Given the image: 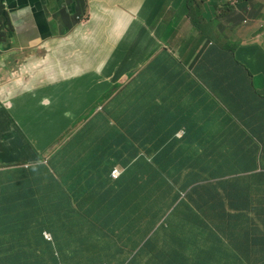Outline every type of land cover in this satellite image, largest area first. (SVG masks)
<instances>
[{"label": "crops", "instance_id": "crops-1", "mask_svg": "<svg viewBox=\"0 0 264 264\" xmlns=\"http://www.w3.org/2000/svg\"><path fill=\"white\" fill-rule=\"evenodd\" d=\"M33 3L0 0V264H264V0Z\"/></svg>", "mask_w": 264, "mask_h": 264}, {"label": "trees", "instance_id": "trees-1", "mask_svg": "<svg viewBox=\"0 0 264 264\" xmlns=\"http://www.w3.org/2000/svg\"><path fill=\"white\" fill-rule=\"evenodd\" d=\"M239 116H246L247 111H239ZM148 131L150 132L151 127L150 125H147ZM90 126L85 125L80 131H78L76 134L72 136V139H74L77 143V146L79 149L86 150L87 148H93L96 149L102 147L106 141L102 140H90L88 137L91 134V132L97 131L96 129L90 131ZM152 142L150 140L144 141V144L142 145L143 149H147L150 147V144ZM164 145L163 141H156V145H153V148L161 149ZM104 239L105 237L102 235L99 236H91V235H85L81 238H79V247L77 252H73L72 254L65 253L61 251L63 254V260H68L69 258L67 255H70L73 259L77 260H88V261H98L102 260L103 257V246H104ZM64 249V247H62ZM67 254V255H66Z\"/></svg>", "mask_w": 264, "mask_h": 264}, {"label": "rangeland", "instance_id": "rangeland-1", "mask_svg": "<svg viewBox=\"0 0 264 264\" xmlns=\"http://www.w3.org/2000/svg\"><path fill=\"white\" fill-rule=\"evenodd\" d=\"M28 1L29 5L34 8V3H33V0H26ZM7 6V5H5ZM57 5H52L49 6L47 5V9L49 12H51L53 9H57ZM9 11H12L11 13H15L17 11V9H13L11 6L9 7ZM58 22L60 24L59 28H58V32H61V30L64 28V23L61 21V18L58 17ZM54 32L56 33V31L54 30ZM33 42L35 44L36 40L33 39ZM32 50L31 51H27L26 54L23 56H20V60L19 62H17L16 60V63H18V67L21 66V68H31L33 69V71H38L37 67H36V64H40L41 62L45 61L47 59V54H44L42 56H34L32 53L36 51V48H35V45L32 46ZM17 68V67H16ZM26 75H30V72H27ZM71 150L72 148L71 147H67L66 148V152L67 153H71ZM66 157V156H65ZM65 171L66 170H63V171H60L61 173L65 174ZM63 179H67L64 176H62ZM80 220L84 221V222H91L89 219H88V216H80ZM104 259V257H102Z\"/></svg>", "mask_w": 264, "mask_h": 264}, {"label": "water", "instance_id": "water-1", "mask_svg": "<svg viewBox=\"0 0 264 264\" xmlns=\"http://www.w3.org/2000/svg\"><path fill=\"white\" fill-rule=\"evenodd\" d=\"M79 85L86 89V88H91V86L84 82V81H81L79 82ZM98 94L95 93V94H92V93H80L79 96H80V99H79V105L81 107H84V106H87L89 104V100L94 97V96H97Z\"/></svg>", "mask_w": 264, "mask_h": 264}, {"label": "built area", "instance_id": "built-area-1", "mask_svg": "<svg viewBox=\"0 0 264 264\" xmlns=\"http://www.w3.org/2000/svg\"><path fill=\"white\" fill-rule=\"evenodd\" d=\"M120 174H121V171H120V170H114V171L112 172V176H113L114 178H118V177L120 176ZM44 235H45L46 237H49V234H48V233H44Z\"/></svg>", "mask_w": 264, "mask_h": 264}]
</instances>
